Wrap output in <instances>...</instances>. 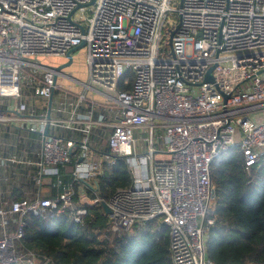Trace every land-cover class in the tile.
Returning a JSON list of instances; mask_svg holds the SVG:
<instances>
[{
	"label": "built area",
	"instance_id": "obj_1",
	"mask_svg": "<svg viewBox=\"0 0 264 264\" xmlns=\"http://www.w3.org/2000/svg\"><path fill=\"white\" fill-rule=\"evenodd\" d=\"M92 2L0 0V264H52L23 245L31 219L84 226L103 203V240L157 221L172 264H215L212 165L234 147L248 173L264 158V0H181L171 58V0ZM82 44L87 81L43 62ZM119 159L131 183L105 201Z\"/></svg>",
	"mask_w": 264,
	"mask_h": 264
},
{
	"label": "trees",
	"instance_id": "obj_2",
	"mask_svg": "<svg viewBox=\"0 0 264 264\" xmlns=\"http://www.w3.org/2000/svg\"><path fill=\"white\" fill-rule=\"evenodd\" d=\"M130 87L120 85L119 90ZM212 179L216 199L210 214L216 217V225L207 242L209 259L215 264H264V158L248 173L241 149L234 147L214 161ZM130 183L126 161L119 159L100 178L102 198L108 201ZM87 209L84 226L72 222L67 214L48 225L32 218L23 245L52 264H172L165 225L159 227L153 221L135 235L103 240L107 225L99 226L97 214L104 211L100 207Z\"/></svg>",
	"mask_w": 264,
	"mask_h": 264
},
{
	"label": "rangeland",
	"instance_id": "obj_3",
	"mask_svg": "<svg viewBox=\"0 0 264 264\" xmlns=\"http://www.w3.org/2000/svg\"><path fill=\"white\" fill-rule=\"evenodd\" d=\"M171 7L176 10L175 12H169L163 23L162 28L160 31V41L158 43V52L157 56L159 58H171L172 57V50L170 47V40L172 37V34L176 28V26L179 24L180 18L178 14V10L181 6V0H171L170 2ZM81 14H78L77 19ZM87 17L90 16V14H86ZM74 55L73 64L69 67L64 69L62 72L64 75L68 76L71 79H78L80 81H87V63H86V47L79 49ZM45 65L51 66V67H57L60 66L62 63L66 62L65 59H58V58H48L43 60ZM59 83H63V81H59ZM66 84H71L72 82L69 80H65ZM162 135V131H155V136L158 137ZM142 136V135H141ZM159 158L161 159H168V155H160ZM214 207V203H211V211ZM105 216L101 219V216ZM97 217L99 218V226H106L109 222L108 216H106L103 212L100 214H97ZM30 247V246H29Z\"/></svg>",
	"mask_w": 264,
	"mask_h": 264
},
{
	"label": "water",
	"instance_id": "obj_4",
	"mask_svg": "<svg viewBox=\"0 0 264 264\" xmlns=\"http://www.w3.org/2000/svg\"><path fill=\"white\" fill-rule=\"evenodd\" d=\"M96 0H93V2L91 3V5H93L95 3ZM181 27V23L179 22V24L176 26V29L175 31L173 32L172 34V37L175 35V33L179 30V28ZM84 47V44L78 46V47H75L74 49L71 50V52H69L67 58H68V62L66 64H63V65H60L56 68V71L57 72H60L66 68H69L72 63H73V60H74V57L72 56L73 53H75L76 51H78L79 49H82ZM173 55V53H172ZM214 68H211L209 70V72L207 73V77H206V80L205 82H213V78L211 76V72L213 71ZM226 99H228V97L226 96ZM48 133L46 132L45 135H47ZM103 210H104V214L106 216H108L111 212H110V209L108 207V205L106 203H103ZM48 264H51V263H48Z\"/></svg>",
	"mask_w": 264,
	"mask_h": 264
},
{
	"label": "flooded vegetation",
	"instance_id": "obj_5",
	"mask_svg": "<svg viewBox=\"0 0 264 264\" xmlns=\"http://www.w3.org/2000/svg\"><path fill=\"white\" fill-rule=\"evenodd\" d=\"M68 61H66V62H64V63H62L61 65H63V64H66ZM73 64V63H72Z\"/></svg>",
	"mask_w": 264,
	"mask_h": 264
},
{
	"label": "crops",
	"instance_id": "obj_6",
	"mask_svg": "<svg viewBox=\"0 0 264 264\" xmlns=\"http://www.w3.org/2000/svg\"><path fill=\"white\" fill-rule=\"evenodd\" d=\"M26 189H30V188L28 187V188H26ZM15 192H17V193H18V190H16Z\"/></svg>",
	"mask_w": 264,
	"mask_h": 264
}]
</instances>
